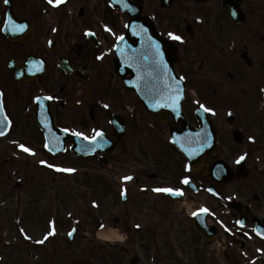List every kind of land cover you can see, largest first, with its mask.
Masks as SVG:
<instances>
[{
  "label": "flooded vegetation",
  "instance_id": "flooded-vegetation-1",
  "mask_svg": "<svg viewBox=\"0 0 264 264\" xmlns=\"http://www.w3.org/2000/svg\"><path fill=\"white\" fill-rule=\"evenodd\" d=\"M131 1H136L142 14L152 19L158 35L164 40L165 43H157L160 51L166 55L169 53L170 59L165 61V65L171 64L176 74L184 79L187 89L195 90V97L187 95L183 103V112L192 125L199 126L197 111L203 105L212 110L206 113L213 119L217 137H227L231 130L222 126L218 128L211 113L221 109L224 99L232 105L229 104L231 108H239V116L243 117L240 128L244 132L241 147L246 155L243 172L238 175L235 170L233 179H239L241 186L226 184L222 191L227 198L237 195L245 215L244 226L237 230L244 237L249 235L254 248L262 249L264 254V241L256 240L254 233L255 219L264 224V0H236L239 16H244L238 21L224 7V0H164L166 7L163 0ZM104 2L66 0L59 6H53L47 0H9L7 4L0 0V91L4 93V115L11 121L9 136L24 139L32 135L30 132L36 134L35 143L31 140L15 141L34 151L40 150L42 142L45 143V135L36 123V116L46 112H50L57 128L68 129V138L65 139L68 159L72 154L71 138L76 136L73 133L82 132L87 136L102 129L111 132L102 123L104 116L100 112L104 98L94 99L88 109L87 100L72 98L76 89L82 94L88 79L69 75L61 69L62 62L75 72L81 70L91 74L88 82L92 85L110 71L109 64L103 65V60H111L105 56V51L116 54V49L121 51L123 45H118V38L122 35L111 37L106 30V27L111 28L120 34L121 23L113 9L104 7ZM89 32L95 35H88ZM169 32L181 35L183 42L172 40ZM12 36L17 38L12 40ZM101 55L104 57L102 60L98 59ZM41 64L43 73L38 78L29 81L16 79L14 69L32 70L33 74L40 70ZM48 96L53 99L48 100ZM120 105L124 112L123 104L112 102L109 107L120 115ZM145 114L152 118L150 113ZM166 118L171 120L169 116ZM23 126L25 130L21 129ZM230 127L232 133L240 131L236 123ZM147 133L156 138L164 136L165 130L158 125L156 130L150 129ZM222 140L219 153L224 161L230 163L234 152ZM215 159L207 157L204 163L209 167ZM149 161L157 170L155 179L178 183L186 170V159L176 149H167L156 155L154 161ZM73 164L81 170L86 167L82 159ZM20 174L18 171L17 175ZM207 175L206 172H189L197 190L192 193L188 189L187 193L199 199L206 195L207 187L212 183ZM23 184L24 180L19 187ZM148 219L151 224L152 220ZM5 249L9 250L8 247ZM1 264L11 263L4 258Z\"/></svg>",
  "mask_w": 264,
  "mask_h": 264
},
{
  "label": "rangeland",
  "instance_id": "rangeland-1",
  "mask_svg": "<svg viewBox=\"0 0 264 264\" xmlns=\"http://www.w3.org/2000/svg\"><path fill=\"white\" fill-rule=\"evenodd\" d=\"M108 84L109 81L103 82L104 87L98 89L97 85L86 84L80 99L88 101V109L97 97H102L104 101L110 103L121 104L123 100L126 103L131 102V96L121 85ZM76 91L72 92V98H77ZM143 113L139 112V115L143 117ZM94 116L96 120L97 116ZM142 119L143 125L139 126L140 123H134V119L129 118L130 129L133 128V131L129 138L126 137L133 139L132 142L135 143L133 148L141 151L140 157L136 156L134 159L131 154L119 152L110 158L111 163L108 165H102L95 158H89L84 161L86 172L76 170L69 178L57 175L56 167L48 165L59 162L74 166L73 162L78 160L72 156L71 162L68 155L52 159L40 150L34 154L30 165L27 166L25 162L27 157L18 151L12 152L11 139L25 142L31 140L35 143L36 134L30 132L32 135L24 139L12 135L0 139V235L5 239L0 242V255L7 258L11 264H68L72 259L89 264H132L135 258H139L137 264H241L243 262L241 260L228 261L224 250L227 247L225 242L219 239L211 243L205 242L194 231L187 214L191 213L188 210L190 208L188 203H172L162 199L160 202L164 206L166 219H170L169 222L162 216L165 219L163 225L157 229L155 227L145 229L142 220L145 221L144 213L147 210L145 208L148 198L141 192L142 190L139 191V188L147 184L146 176L150 171L145 167L146 156L149 150L155 157L169 148L166 142L148 136L146 133L148 129L144 127L146 118ZM217 123L228 127L222 119L217 120ZM21 129L25 130L24 126ZM235 149L240 151L239 146H235ZM40 161H47L45 167H40L38 163ZM130 164L135 166L132 167ZM138 164H141V167ZM16 171H20L21 174L13 176ZM130 172L138 177L137 184L124 183V177ZM37 174L39 176H34ZM80 174L81 177L85 175L84 183L80 179ZM53 178H56V181H53ZM20 180H24V184L16 190L15 186ZM127 188L129 201L123 203L121 190ZM196 206L198 205H193V209ZM127 212L140 218L136 222L144 230L140 234L135 233L136 224L128 227L123 225L122 222L126 221L128 224L129 221L124 216ZM81 214L84 216L81 217ZM116 218L121 220L118 227L114 224ZM49 219L57 222L54 235H49L47 227ZM172 223L174 224L171 225ZM76 224L80 227L78 235L71 248H68L67 233ZM100 224L107 225L110 229H118L119 234L126 239L121 242L123 249L97 238V227ZM25 233H28L30 238L35 236L38 241L43 240L44 244H35L34 248L32 245L23 244L20 235L26 238ZM8 244L11 246L6 250L4 247Z\"/></svg>",
  "mask_w": 264,
  "mask_h": 264
},
{
  "label": "snow or ice",
  "instance_id": "snow-or-ice-1",
  "mask_svg": "<svg viewBox=\"0 0 264 264\" xmlns=\"http://www.w3.org/2000/svg\"><path fill=\"white\" fill-rule=\"evenodd\" d=\"M4 2L7 4L9 2V0H4ZM66 0H47V3L49 5H53V6H59L60 4L62 3H65ZM21 28L24 27V25H21L20 26ZM106 30L109 31V32H112V29L111 28H107L106 27ZM88 35H95V33H92V32H89L87 33ZM169 37L174 40V41H179V42H183V37L181 35H178L176 33H173V32H169L168 33ZM119 40L123 41L124 40V37L123 36H120L118 38ZM154 43V47H155V55L157 57H159V60L157 61H154V63L156 64V66L159 68L161 65H164V61H163V53L160 51V46L158 43L156 42H153ZM104 57L101 55L98 57V59H103ZM164 67L166 68V65H164ZM176 93H177V96H176V99L178 100L179 99V92H180V88L177 84V87L175 88L174 90ZM3 96H4V93L3 91H0V113H3V110H4V102H3ZM39 100V98H37ZM48 100H52L53 97L52 96H48L47 97ZM105 107H108V105H105ZM202 108H204V111H212L211 109H208L206 107H204L203 105H201ZM5 123L7 124H11V121L7 119V117H3V119H0V125H5ZM65 131H68V129H65ZM5 133L3 131L2 128H0V136H3ZM74 135L76 136H82L84 139H89L88 136H86L84 133L82 132H75L73 133ZM96 136H100L102 137L103 136V133L102 132H97L96 133ZM96 137H93L92 139L95 140ZM19 147L24 151V152H27V153H30V154H35L34 151H32L30 148L26 147L25 145L23 144H20ZM45 147H48V145L46 144ZM49 151H51V148H49ZM192 153H189V155H191ZM245 159L244 156H241L239 158V160L237 161V163H239L240 161H243ZM41 163H46L44 161H42ZM48 167H56L54 165H51L49 164ZM56 170L57 171H63V172H68V173H72L75 171V169H72V168H59V167H56ZM124 179L126 181L128 180H131L133 179V177L131 176H127V177H124ZM183 183L184 184H189V180L187 178H185L183 180ZM154 191L158 192V193H167V194H170V195H173V196H181L183 195V190L182 189H173V188H157V189H154ZM125 194H126V190H125ZM202 212H208L209 210L208 209H202L201 210ZM193 215H198V213H194ZM237 223H240V222H237ZM55 231V228L53 227V230L52 232L49 233V235L53 234ZM47 238V237H46ZM45 238V239H46ZM30 239V237H29ZM38 243H43L44 241L41 240V241H37Z\"/></svg>",
  "mask_w": 264,
  "mask_h": 264
},
{
  "label": "water",
  "instance_id": "water-1",
  "mask_svg": "<svg viewBox=\"0 0 264 264\" xmlns=\"http://www.w3.org/2000/svg\"><path fill=\"white\" fill-rule=\"evenodd\" d=\"M140 31H136L135 34H138ZM145 32L142 31V34H144ZM132 33H130L129 37L127 38L128 41L130 42H136L135 40H132ZM130 52V54L128 55V59H135L136 63L135 65L131 64L129 62V64L131 65V67L133 68V72L135 74V78L134 80H132V86L133 88H135L138 93L142 96V97H146L147 94H149V92L153 91V87H154V80H149L147 78V73H153L154 71L151 69H148L149 65H145V67L143 68L141 66L140 63L145 64L146 63V57H148L147 53L148 50H146V48L144 46H139L136 48V50H132L129 49L128 53ZM144 58V59H142ZM149 58H153L156 59L157 57L152 53H149ZM148 63V62H147ZM139 76H142V79L139 78ZM164 91L167 94H163L162 96L166 97L167 101H172L173 96L175 97V95L177 94L175 91H173L172 89H164ZM182 96V92L180 91V97ZM172 97V98H171ZM176 98V97H175ZM160 106H163L162 104ZM0 128H2V126H0ZM98 139L93 140L88 142L87 144V153L91 154L93 153L96 148L98 147ZM85 147V146H84ZM84 149V148H83ZM69 264H82V263H77L74 261H71Z\"/></svg>",
  "mask_w": 264,
  "mask_h": 264
},
{
  "label": "bare ground",
  "instance_id": "bare-ground-1",
  "mask_svg": "<svg viewBox=\"0 0 264 264\" xmlns=\"http://www.w3.org/2000/svg\"><path fill=\"white\" fill-rule=\"evenodd\" d=\"M98 238L102 241H118L123 237L116 230L109 229L99 232Z\"/></svg>",
  "mask_w": 264,
  "mask_h": 264
}]
</instances>
